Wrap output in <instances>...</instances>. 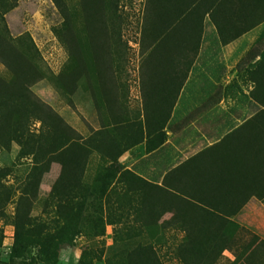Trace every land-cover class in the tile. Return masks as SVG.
<instances>
[{"label": "rangeland", "instance_id": "1", "mask_svg": "<svg viewBox=\"0 0 264 264\" xmlns=\"http://www.w3.org/2000/svg\"><path fill=\"white\" fill-rule=\"evenodd\" d=\"M189 95L264 112V0H0V264H264L246 214L184 231L154 166L201 146L162 103ZM244 138L199 183H231Z\"/></svg>", "mask_w": 264, "mask_h": 264}, {"label": "crops", "instance_id": "2", "mask_svg": "<svg viewBox=\"0 0 264 264\" xmlns=\"http://www.w3.org/2000/svg\"><path fill=\"white\" fill-rule=\"evenodd\" d=\"M165 100V99H164ZM168 101V122L186 120L184 127H188L193 122H199L202 141L198 149L193 150V142L195 137L190 135L184 140L183 154L177 164H169L170 160L155 161L154 166L163 167L168 172L163 183L174 192L172 196L173 204L185 214L184 231H192L189 225L193 222L194 212L203 214L204 217H242L244 214L248 217V225L253 232L264 240V145L259 146L258 142L262 138L264 129V112L259 113L248 112L243 114L242 118H232L225 121L218 118V114H222L224 99H211L215 109H210L208 99H196L192 96L188 97H169ZM170 105V108H169ZM218 121H222L217 123ZM230 124V125H229ZM254 130V131H252ZM260 130L261 135L255 136V132ZM228 136H232V143L228 146L220 144ZM244 139L249 140V147L244 148L247 156L240 164L233 166L232 182L226 177H219L218 181H213L210 187L199 183L197 174L205 171L207 167H203L200 162L203 159H213L219 151L231 148L236 159H240L243 149H238V144ZM137 148L127 152L132 153V157L136 154ZM127 156V155H126ZM125 156V157H126ZM131 157V158H132ZM209 157V158H208ZM178 161L174 159L173 162ZM204 161V160H203ZM236 162V161H235ZM210 169V166H208ZM231 170H224V174ZM249 171V172H248ZM191 179L194 182L189 180ZM231 176V175H230ZM163 178H161L162 181ZM163 184V185H164ZM234 221V220H233ZM200 228L203 221H200ZM188 226H185V225ZM205 224V223H204Z\"/></svg>", "mask_w": 264, "mask_h": 264}, {"label": "trees", "instance_id": "3", "mask_svg": "<svg viewBox=\"0 0 264 264\" xmlns=\"http://www.w3.org/2000/svg\"><path fill=\"white\" fill-rule=\"evenodd\" d=\"M70 186L72 187V191H73V189H75L76 188V185H71L70 184ZM70 211H71V209H70ZM73 211V210H72ZM62 229H63V227H62ZM70 234H71V232H70ZM72 235V234H71ZM38 237H40V235L38 234ZM44 246V245H43ZM41 249H42V251H43V253H44V247H41ZM133 255V254H132Z\"/></svg>", "mask_w": 264, "mask_h": 264}]
</instances>
